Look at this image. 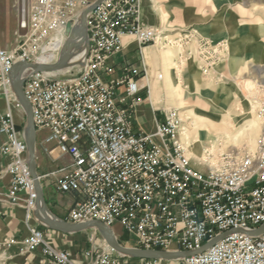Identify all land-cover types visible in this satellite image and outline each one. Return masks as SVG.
Segmentation results:
<instances>
[{
	"label": "built area",
	"instance_id": "built-area-1",
	"mask_svg": "<svg viewBox=\"0 0 264 264\" xmlns=\"http://www.w3.org/2000/svg\"><path fill=\"white\" fill-rule=\"evenodd\" d=\"M84 2V0H81ZM75 0H23L20 28L25 40L8 53L0 49V98L13 97L9 70L15 61L53 60L61 50L63 31ZM136 0H107L89 17L91 49L78 76L51 80L48 74H32L25 94L39 130H49L52 142L71 159L61 172L58 191L78 199L69 213L71 222L119 223L145 249L199 250L225 232H252L264 223V97L259 104L263 127L258 147L244 156L225 155L218 172L203 176L193 170L174 142L175 126L160 127L153 136L139 135L130 124L129 111L120 108L138 93L140 71L125 69L123 78L106 81L114 74L111 62L124 47L123 36L140 44L153 41L156 31L136 26L129 17ZM73 11V10H72ZM120 87L125 96L118 97ZM135 101V100H134ZM19 106V105H17ZM0 133L9 138L2 155L9 156L14 180L11 197L19 191L35 194L25 161L26 147L15 131L8 110L0 109ZM29 217V216H28ZM28 249L44 243L43 232L31 228ZM54 264H73L69 254L48 250ZM94 264H121L111 255L98 256ZM140 264H264V235L229 234L204 253L173 261L142 260Z\"/></svg>",
	"mask_w": 264,
	"mask_h": 264
},
{
	"label": "rangeland",
	"instance_id": "rangeland-1",
	"mask_svg": "<svg viewBox=\"0 0 264 264\" xmlns=\"http://www.w3.org/2000/svg\"><path fill=\"white\" fill-rule=\"evenodd\" d=\"M97 1L75 0V7L68 14L67 28L62 34V48L58 52H53L55 55L53 60L49 59L51 60L49 63L19 60L15 61L12 68L20 62L45 65L56 63L70 38L68 26L71 24V28L75 30L79 28L83 13ZM23 5V0H0V49L8 53L19 49L25 40V32L20 28ZM95 10L87 17L89 47L86 50V44H83L84 51L80 60L83 61V66L77 65L55 73H39L48 74L50 79L55 81H66L78 76L79 70L84 67L90 53L88 21ZM129 19L136 26L155 30V39L146 44H140L133 36H123V50L115 55L111 62L115 69L114 74L104 78L106 81L120 80L127 72L125 69L140 71L139 76L136 77L137 95L128 102L119 104L120 108L129 111L133 130L139 135L153 136L157 144H162L158 135L159 129L168 121L172 122L175 126V138L166 143L172 146L176 142L189 165L203 176L218 172L225 155L241 157L255 152L263 127L259 104L264 97V0H136L135 13ZM128 51L131 52L128 53ZM120 54H127L125 56L127 59L120 68H117L114 58ZM32 74L37 73L27 70L23 74L24 93L26 82ZM10 86L13 97L8 102L6 97L2 96L0 109L11 112L15 131L25 144V161L33 185L32 193L35 194L34 207L28 212L31 193L29 194L26 189L19 191L15 201L11 197V184L14 180L12 162L9 156L2 155L9 138L1 133L0 135L5 136L7 141L0 150V161L5 163V169L0 172V178L9 177L6 202L12 206H22L25 210L24 221L28 234L22 240L23 253L29 255L40 250L47 264H54L55 258L48 251L51 249L69 254L73 264H79L71 251L57 249L47 241L46 230L50 229L42 226L35 218L37 193L28 163L25 137L27 116L14 94L11 78ZM117 95L119 99L123 98L125 88L120 87ZM140 105L151 108L156 114L157 120L153 122L154 128L150 132H146L137 121V108ZM35 129L37 166V154L40 149L45 153H50L53 148L61 153L62 151L52 142H46L45 139L50 135L49 130H39L36 124ZM183 130L185 138L181 141L178 138ZM253 130H255L254 133H252ZM250 136H253V139H250ZM70 163H60L42 173H39L37 168L44 198L45 187L48 186L54 187L60 194H65L59 192L57 188L59 179L63 176L61 170ZM74 205L67 215L66 221L70 223H75L69 220V213ZM106 226L114 232L123 246L138 248L134 245V238L119 223ZM31 228L44 234L45 244H40L34 250L28 249L25 244L26 239L31 235ZM66 235L81 236L84 243L82 254L85 264H94L98 256L106 254L111 255L121 264H140L142 260H145L124 257L115 252L95 229ZM14 242V239H10L0 243V264H12L7 251ZM152 250L181 251L176 250L175 247Z\"/></svg>",
	"mask_w": 264,
	"mask_h": 264
},
{
	"label": "water",
	"instance_id": "water-1",
	"mask_svg": "<svg viewBox=\"0 0 264 264\" xmlns=\"http://www.w3.org/2000/svg\"><path fill=\"white\" fill-rule=\"evenodd\" d=\"M105 0H98L94 5L90 6L82 15L81 24L79 27L78 36L83 40V42H71V38L74 35L75 29L71 28V24L68 26V34H69V40L66 43V46L64 47L63 51L61 52L59 60L50 65L45 64H28L25 62H20L16 64L9 72L12 87L14 94L17 98V100L21 103L23 106L26 116H27V123L25 127V137H26V144L28 148V163L29 168L32 173V176L35 180V187H36V193H37V203H36V210L34 212L35 218L37 221L44 227L53 230L58 231L64 234H74L79 233L83 231H87L90 229H95L100 232L108 246L114 250L115 252L119 253L120 255L132 259H145V260H165V261H171V260H180L185 259L191 256H195L201 253H204L205 251L212 248L214 245H216L221 240L225 239L229 234H247L251 237H260L264 235V224L258 228L255 231L252 232H246L240 229H235L232 231H229L214 240L210 241L206 245H204L202 248L196 251H178V252H168V251H162V250H152V249H140V248H130L123 246L117 239L114 232L106 225L93 221V222H87V223H81V224H75L70 223L64 219H61L54 215L48 208L47 203L44 198V193L42 186L38 180V174H37V166H36V129L34 124V118H33V110L32 106L27 99L24 90V78L23 74L27 70L34 71L36 73L39 72H47V73H55L60 72L65 69H68L70 67L74 66H83V61L76 62L74 59L77 57L78 54H81L83 49V44H86L85 49L88 50L89 42H88V33H87V17L88 15L95 10L97 7H99ZM20 69V70H18ZM18 70V71H17Z\"/></svg>",
	"mask_w": 264,
	"mask_h": 264
},
{
	"label": "crops",
	"instance_id": "crops-1",
	"mask_svg": "<svg viewBox=\"0 0 264 264\" xmlns=\"http://www.w3.org/2000/svg\"><path fill=\"white\" fill-rule=\"evenodd\" d=\"M131 51H128L130 53ZM126 53V52H125ZM127 53V54H128ZM138 54V52H136ZM126 54V55H127ZM125 54H120L114 58L117 68L127 59ZM129 56V55H128ZM157 120L156 114L151 108L139 106L137 108V121L146 131L150 132L153 128V122ZM5 136L0 135V150L6 143ZM60 163H70V158L62 154L58 149H51L50 153H45L42 149L37 154V168L39 173L51 169ZM5 169V163L0 161V172ZM9 190V177L0 178V243L14 239L15 242L8 249L7 254L12 259V264H47V260L41 251L29 255L23 253L22 240L27 236V226L24 221L25 210L22 206H12L6 202V194ZM45 199L49 209L57 217L68 219L69 209L77 201L75 194H60L52 186L45 187ZM47 241L55 248L69 250L79 264H85L82 250L84 243L80 235H66L60 232L46 230Z\"/></svg>",
	"mask_w": 264,
	"mask_h": 264
},
{
	"label": "bare ground",
	"instance_id": "bare-ground-1",
	"mask_svg": "<svg viewBox=\"0 0 264 264\" xmlns=\"http://www.w3.org/2000/svg\"><path fill=\"white\" fill-rule=\"evenodd\" d=\"M80 20V19H79ZM78 21V20H77ZM78 32H79V28H77L74 32L73 37L71 38V42H74L76 40V42H83V40L78 36ZM82 44V43H81ZM82 58V53L78 54L77 57L74 59L76 62H79ZM51 60H43L42 62L44 63H49ZM19 70V69H18ZM17 70V71H18ZM257 131V130H256ZM255 130L252 131V133H254ZM253 135V134H252ZM185 138V131L183 130L182 133H180V136L178 138V140L180 139L181 141H183ZM250 139H253V136H250ZM196 154V152L194 153V155Z\"/></svg>",
	"mask_w": 264,
	"mask_h": 264
}]
</instances>
